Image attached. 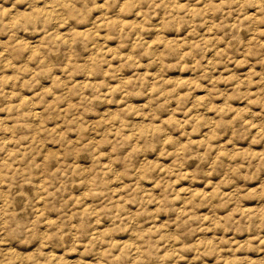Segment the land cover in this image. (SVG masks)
<instances>
[{
  "label": "clouds",
  "instance_id": "1",
  "mask_svg": "<svg viewBox=\"0 0 264 264\" xmlns=\"http://www.w3.org/2000/svg\"><path fill=\"white\" fill-rule=\"evenodd\" d=\"M0 264H264V0H0Z\"/></svg>",
  "mask_w": 264,
  "mask_h": 264
}]
</instances>
